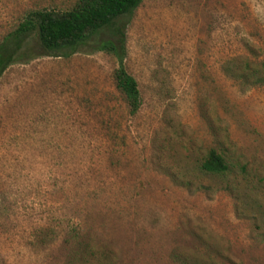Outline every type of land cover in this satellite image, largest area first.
I'll return each mask as SVG.
<instances>
[{"label":"rangeland","instance_id":"obj_1","mask_svg":"<svg viewBox=\"0 0 264 264\" xmlns=\"http://www.w3.org/2000/svg\"><path fill=\"white\" fill-rule=\"evenodd\" d=\"M73 1L0 0V39ZM124 43L133 115L104 52L1 74L0 264H264V84L222 69L264 61V0H142ZM219 146L244 169L199 173Z\"/></svg>","mask_w":264,"mask_h":264},{"label":"trees","instance_id":"obj_2","mask_svg":"<svg viewBox=\"0 0 264 264\" xmlns=\"http://www.w3.org/2000/svg\"><path fill=\"white\" fill-rule=\"evenodd\" d=\"M142 0H74L63 10L36 8L26 12L13 29L0 39V76L12 63L40 56L68 57L78 51L104 52L116 59L114 86L121 94L127 113L141 104L135 78L124 65L125 29ZM228 63V64H227ZM223 71L245 87L264 84V61L244 56L231 58ZM221 146L208 148L196 169L204 175H223L235 166L243 170ZM187 183V182H186Z\"/></svg>","mask_w":264,"mask_h":264}]
</instances>
